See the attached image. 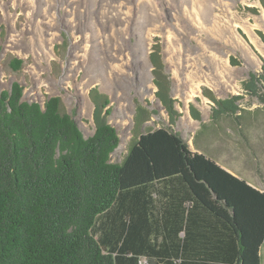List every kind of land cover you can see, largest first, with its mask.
Wrapping results in <instances>:
<instances>
[{
	"label": "trees",
	"instance_id": "obj_1",
	"mask_svg": "<svg viewBox=\"0 0 264 264\" xmlns=\"http://www.w3.org/2000/svg\"><path fill=\"white\" fill-rule=\"evenodd\" d=\"M158 52L156 94L173 123ZM245 88L264 99V63ZM23 92L19 81L0 88V264H260L264 187L193 150L172 125L143 129V107L114 161L120 135L104 112L108 97L94 94L86 137L59 96L43 105ZM239 98L213 97V117L236 115Z\"/></svg>",
	"mask_w": 264,
	"mask_h": 264
},
{
	"label": "rangeland",
	"instance_id": "obj_2",
	"mask_svg": "<svg viewBox=\"0 0 264 264\" xmlns=\"http://www.w3.org/2000/svg\"><path fill=\"white\" fill-rule=\"evenodd\" d=\"M263 35L264 0H0V88L19 81L23 98L41 104L59 96L86 137L96 128L94 94L105 95L120 135L114 161L143 107V129L172 125L193 150L264 187V99L245 88L262 71ZM156 47L178 111L173 123L156 94ZM236 95V115L213 117V97Z\"/></svg>",
	"mask_w": 264,
	"mask_h": 264
},
{
	"label": "bare ground",
	"instance_id": "obj_3",
	"mask_svg": "<svg viewBox=\"0 0 264 264\" xmlns=\"http://www.w3.org/2000/svg\"><path fill=\"white\" fill-rule=\"evenodd\" d=\"M202 18V17H201ZM199 20V19H198ZM199 23L200 24H202L201 23V21L199 20ZM248 31L250 30L248 27H245ZM252 34V33H251ZM253 40L256 42V44L260 47V49H262V42H261V40L259 39V37L258 36H253ZM180 49V48H179ZM222 58V57H221ZM220 58V59H221ZM222 61H224V64L225 65H223V68H224V70H229L230 72L232 71V68L230 67V64H229V61H228V59H222ZM223 70V71H224Z\"/></svg>",
	"mask_w": 264,
	"mask_h": 264
},
{
	"label": "crops",
	"instance_id": "obj_4",
	"mask_svg": "<svg viewBox=\"0 0 264 264\" xmlns=\"http://www.w3.org/2000/svg\"><path fill=\"white\" fill-rule=\"evenodd\" d=\"M255 185V184H254ZM257 186V185H256ZM260 187V186H259ZM260 256H261V261H260V264H264V241L261 245V248H260Z\"/></svg>",
	"mask_w": 264,
	"mask_h": 264
},
{
	"label": "flooded vegetation",
	"instance_id": "obj_5",
	"mask_svg": "<svg viewBox=\"0 0 264 264\" xmlns=\"http://www.w3.org/2000/svg\"><path fill=\"white\" fill-rule=\"evenodd\" d=\"M263 63H264V60H263ZM210 96V95H209ZM210 98H211V96H210ZM214 100V99H213ZM215 101V100H214Z\"/></svg>",
	"mask_w": 264,
	"mask_h": 264
},
{
	"label": "water",
	"instance_id": "obj_6",
	"mask_svg": "<svg viewBox=\"0 0 264 264\" xmlns=\"http://www.w3.org/2000/svg\"><path fill=\"white\" fill-rule=\"evenodd\" d=\"M44 105V104H43Z\"/></svg>",
	"mask_w": 264,
	"mask_h": 264
}]
</instances>
